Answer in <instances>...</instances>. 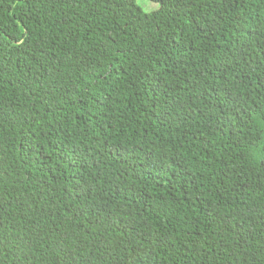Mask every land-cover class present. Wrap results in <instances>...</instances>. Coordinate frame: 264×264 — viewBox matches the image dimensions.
Masks as SVG:
<instances>
[{
	"label": "trees",
	"instance_id": "trees-1",
	"mask_svg": "<svg viewBox=\"0 0 264 264\" xmlns=\"http://www.w3.org/2000/svg\"><path fill=\"white\" fill-rule=\"evenodd\" d=\"M153 1L0 0V264H264V0Z\"/></svg>",
	"mask_w": 264,
	"mask_h": 264
},
{
	"label": "rangeland",
	"instance_id": "rangeland-1",
	"mask_svg": "<svg viewBox=\"0 0 264 264\" xmlns=\"http://www.w3.org/2000/svg\"><path fill=\"white\" fill-rule=\"evenodd\" d=\"M133 2H134V5H138L144 11L154 10L158 8V5H159L158 2L153 1V0H133Z\"/></svg>",
	"mask_w": 264,
	"mask_h": 264
}]
</instances>
